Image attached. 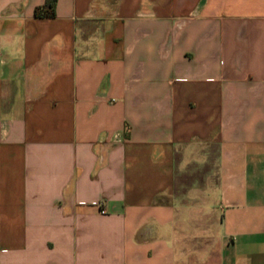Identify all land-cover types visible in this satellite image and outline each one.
Instances as JSON below:
<instances>
[{"label": "crops", "instance_id": "0c3cea01", "mask_svg": "<svg viewBox=\"0 0 264 264\" xmlns=\"http://www.w3.org/2000/svg\"><path fill=\"white\" fill-rule=\"evenodd\" d=\"M44 2L0 0V264H264V0Z\"/></svg>", "mask_w": 264, "mask_h": 264}, {"label": "trees", "instance_id": "16d2710c", "mask_svg": "<svg viewBox=\"0 0 264 264\" xmlns=\"http://www.w3.org/2000/svg\"><path fill=\"white\" fill-rule=\"evenodd\" d=\"M55 0H45L42 6L35 8V15L36 16H52L54 14L53 7H54Z\"/></svg>", "mask_w": 264, "mask_h": 264}, {"label": "built area", "instance_id": "2783aa9c", "mask_svg": "<svg viewBox=\"0 0 264 264\" xmlns=\"http://www.w3.org/2000/svg\"><path fill=\"white\" fill-rule=\"evenodd\" d=\"M103 210H101V212H102Z\"/></svg>", "mask_w": 264, "mask_h": 264}]
</instances>
